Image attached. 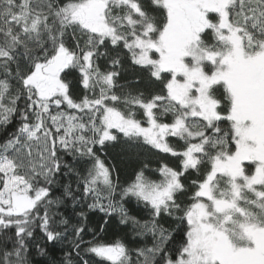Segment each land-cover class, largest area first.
I'll return each mask as SVG.
<instances>
[{"label":"snow or ice","instance_id":"snow-or-ice-1","mask_svg":"<svg viewBox=\"0 0 264 264\" xmlns=\"http://www.w3.org/2000/svg\"><path fill=\"white\" fill-rule=\"evenodd\" d=\"M0 264H264V0H0Z\"/></svg>","mask_w":264,"mask_h":264}]
</instances>
